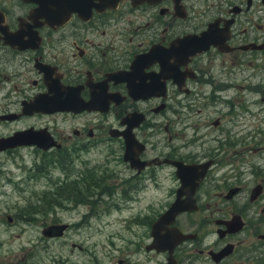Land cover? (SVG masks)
I'll use <instances>...</instances> for the list:
<instances>
[{"label":"flooded vegetation","instance_id":"1","mask_svg":"<svg viewBox=\"0 0 264 264\" xmlns=\"http://www.w3.org/2000/svg\"><path fill=\"white\" fill-rule=\"evenodd\" d=\"M262 4L119 0L50 22L34 0H0V139L17 141L0 155L20 156L24 149L22 156L52 158L113 138L125 162L124 204L139 197L142 203L148 179H157L163 165L176 175L155 218L141 214L142 205L134 216L140 229L128 228L127 264H264V175H250L262 161L247 164L250 151L240 155L243 149L221 156L223 133L211 147L220 150L199 157L158 142L168 110L176 114L195 99L206 106L219 101L212 94L240 93L243 82L229 81V73L244 79L245 63L264 53ZM122 132L132 142L127 159ZM176 163L207 166L200 182L184 190ZM216 164L222 177L214 181L208 177ZM104 180L102 174L94 189L107 188ZM79 183L91 188L86 177ZM170 207L175 214L163 216Z\"/></svg>","mask_w":264,"mask_h":264},{"label":"rangeland","instance_id":"2","mask_svg":"<svg viewBox=\"0 0 264 264\" xmlns=\"http://www.w3.org/2000/svg\"><path fill=\"white\" fill-rule=\"evenodd\" d=\"M229 81L243 82V89L222 98L212 94L219 100L215 104L197 105L195 99L192 106L185 103L188 95H181L185 104L178 106L176 114L168 110L163 121L168 122V128L159 126L158 142L167 150L173 146L183 153L188 148L187 153L194 152L199 157L202 152L219 151L220 148L211 147L219 145L214 138L223 133L228 141L224 142L223 137L220 143L221 156L227 157L228 151L235 149H243L240 155L250 151L247 164L262 161L250 167L254 171L250 175L262 176L264 53L245 63L244 79L231 72ZM217 116L221 123L213 125L211 121ZM209 135L212 138L203 139ZM115 144L113 138L91 140L88 147H66L63 156L52 158L40 154L22 156L24 149H20V156L0 155V264H116L118 257L125 259L121 264H127L131 237L128 228L140 229L133 223L134 216L142 205L141 214L155 218L166 204L165 197L176 175L163 165L157 179H148L142 203L139 204V197L124 204L126 190L120 186L124 184L125 162L120 158L122 154L115 152ZM218 167L219 164L213 166L214 177L208 179L217 181V177H222ZM102 174L107 188L96 190L94 182ZM80 176L86 177L90 189L80 190ZM154 180L158 181L157 186ZM254 216L249 213V217ZM65 222L68 225L61 235L46 236L41 232L48 224Z\"/></svg>","mask_w":264,"mask_h":264},{"label":"water","instance_id":"3","mask_svg":"<svg viewBox=\"0 0 264 264\" xmlns=\"http://www.w3.org/2000/svg\"><path fill=\"white\" fill-rule=\"evenodd\" d=\"M38 3V8L41 13L47 16L48 21H62L65 18H68L71 11L80 9V12H90L92 6H110L116 5L119 0H34ZM125 136V159H127V149L128 145L131 144V139H128L125 135V132H122ZM15 136H10L8 138L0 139V148L6 146L7 144H15L17 141ZM7 141V142H4ZM42 144V143H41ZM132 159V157L130 158ZM132 161V160H131ZM207 166V163H192V164H177V174L180 176V179L183 184L184 190H190L194 185L198 184L204 175V169ZM202 167V168H201ZM175 211L173 207H170L163 216L173 215ZM66 224H51L44 229V233L47 235L60 234ZM156 229V227H153Z\"/></svg>","mask_w":264,"mask_h":264},{"label":"bare ground","instance_id":"4","mask_svg":"<svg viewBox=\"0 0 264 264\" xmlns=\"http://www.w3.org/2000/svg\"><path fill=\"white\" fill-rule=\"evenodd\" d=\"M252 111H255V110H252ZM177 164V163H176ZM180 202V201H179ZM176 206V205H175Z\"/></svg>","mask_w":264,"mask_h":264},{"label":"trees","instance_id":"5","mask_svg":"<svg viewBox=\"0 0 264 264\" xmlns=\"http://www.w3.org/2000/svg\"><path fill=\"white\" fill-rule=\"evenodd\" d=\"M60 164V163H59ZM81 190V189H80Z\"/></svg>","mask_w":264,"mask_h":264}]
</instances>
